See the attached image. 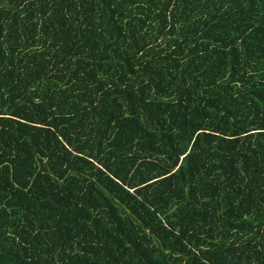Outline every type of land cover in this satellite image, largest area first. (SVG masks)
<instances>
[{
	"label": "trees",
	"instance_id": "obj_1",
	"mask_svg": "<svg viewBox=\"0 0 264 264\" xmlns=\"http://www.w3.org/2000/svg\"><path fill=\"white\" fill-rule=\"evenodd\" d=\"M0 264H264V0H0Z\"/></svg>",
	"mask_w": 264,
	"mask_h": 264
},
{
	"label": "water",
	"instance_id": "obj_2",
	"mask_svg": "<svg viewBox=\"0 0 264 264\" xmlns=\"http://www.w3.org/2000/svg\"><path fill=\"white\" fill-rule=\"evenodd\" d=\"M174 209H175V207L172 210H170L168 213H171Z\"/></svg>",
	"mask_w": 264,
	"mask_h": 264
}]
</instances>
